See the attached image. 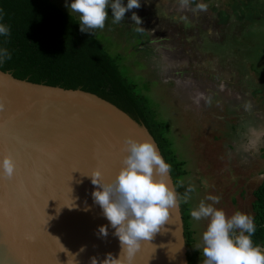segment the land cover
<instances>
[{
	"label": "rangeland",
	"instance_id": "374dc122",
	"mask_svg": "<svg viewBox=\"0 0 264 264\" xmlns=\"http://www.w3.org/2000/svg\"><path fill=\"white\" fill-rule=\"evenodd\" d=\"M51 1L78 19L66 7L71 0ZM237 1L248 0H189L187 6L140 0L118 24L107 8L105 27L92 30L108 55L119 56L122 75L149 99L158 120L168 123L165 135L184 162L176 180L195 187L189 216L211 195L220 197L214 206L227 216L253 217V192L264 182V0H252L260 8L252 23L236 13ZM201 4L204 10L197 9ZM189 223L196 245L207 221L190 217ZM203 259L199 251L197 264Z\"/></svg>",
	"mask_w": 264,
	"mask_h": 264
},
{
	"label": "water",
	"instance_id": "95a60500",
	"mask_svg": "<svg viewBox=\"0 0 264 264\" xmlns=\"http://www.w3.org/2000/svg\"><path fill=\"white\" fill-rule=\"evenodd\" d=\"M0 103V159L10 156L15 163L11 179L0 170V264H91L93 257L99 264L109 253L121 264H188L179 204L128 260L92 196L99 186L91 176L99 171L101 183L114 180L127 155L126 140L152 142L145 129L137 131L95 96L30 84L1 71ZM62 134L92 141V160L69 161L60 148L54 150ZM157 179L174 189L169 174Z\"/></svg>",
	"mask_w": 264,
	"mask_h": 264
},
{
	"label": "trees",
	"instance_id": "16d2710c",
	"mask_svg": "<svg viewBox=\"0 0 264 264\" xmlns=\"http://www.w3.org/2000/svg\"><path fill=\"white\" fill-rule=\"evenodd\" d=\"M234 6L247 22H254L258 5L237 1ZM233 7V8H234ZM3 19L11 34L0 36V48H7L10 59L0 63V71L34 85L80 91L110 104L128 117L138 128L145 129L164 161L171 165L169 176L178 194L184 228L188 264H197L194 233L190 229L188 205L183 202L187 187L180 186L184 162L172 149L165 135L168 123L159 121L149 99L122 75L117 65L119 56L106 53L92 33L80 31L79 20L64 12L51 0H0ZM240 15V17H244ZM226 19V18H225ZM223 19L222 21H224ZM264 43V34L262 35ZM260 40V38H258ZM257 47V44H255ZM244 62V60H242ZM254 69V66H253ZM257 91L261 90L255 86ZM252 208L256 232L255 246L264 247V182L253 192Z\"/></svg>",
	"mask_w": 264,
	"mask_h": 264
},
{
	"label": "clouds",
	"instance_id": "9594fccd",
	"mask_svg": "<svg viewBox=\"0 0 264 264\" xmlns=\"http://www.w3.org/2000/svg\"><path fill=\"white\" fill-rule=\"evenodd\" d=\"M189 0H181L182 6H187ZM66 7L78 14L80 31L91 33L92 30L103 29L108 19L107 8H111L112 23L118 24L125 18L126 11L140 7V0H71ZM204 10V5H197ZM195 10V9H194ZM3 11L0 10V20ZM131 20L139 25L135 30H144L141 19L133 13ZM11 29L0 23V36L8 37ZM7 48H0V63L10 59ZM256 70V67L251 68ZM0 103V110H3ZM153 142V140H152ZM151 141H125L127 155L122 160V167L110 183H101V173L97 171L92 183L99 190L92 193L94 202L102 209L103 216L115 229L121 252L131 260L139 249L142 241H150L154 234L160 231L169 217V210L178 206V194L168 187L164 179L171 171V165L166 163L158 152L155 143ZM2 174L11 179L15 173V163L10 156L0 159ZM171 179V178H170ZM173 183V182H172ZM195 191L189 185L183 194V202L188 203L191 193ZM211 201L206 203L205 201ZM220 202L219 196H207L196 208L190 210L194 221L206 220V229L201 234V242L195 249L202 252V264H264V249L255 246L252 236L256 232L254 217L236 211L230 217L222 209L214 205ZM99 233L106 236L107 229L99 228ZM91 264H97L96 258H91ZM99 264H121L120 258L114 259L109 253Z\"/></svg>",
	"mask_w": 264,
	"mask_h": 264
},
{
	"label": "bare ground",
	"instance_id": "6f19581e",
	"mask_svg": "<svg viewBox=\"0 0 264 264\" xmlns=\"http://www.w3.org/2000/svg\"><path fill=\"white\" fill-rule=\"evenodd\" d=\"M79 103H84L86 105H90L94 108L100 109L102 112L107 113L105 109L100 107L99 105H96L88 100L81 99ZM112 113V112H110ZM63 135V134H62ZM57 143L60 144L55 149L60 148L61 151H63V155L69 160V161H81L86 159L85 157L91 159V155H93L96 152L95 145L92 141L83 139H77L73 136H58ZM61 146V147H60Z\"/></svg>",
	"mask_w": 264,
	"mask_h": 264
},
{
	"label": "flooded vegetation",
	"instance_id": "af4514ba",
	"mask_svg": "<svg viewBox=\"0 0 264 264\" xmlns=\"http://www.w3.org/2000/svg\"><path fill=\"white\" fill-rule=\"evenodd\" d=\"M237 66V65H236Z\"/></svg>",
	"mask_w": 264,
	"mask_h": 264
}]
</instances>
